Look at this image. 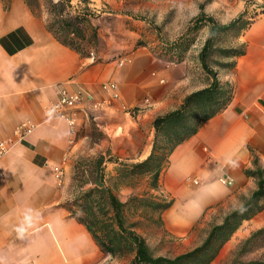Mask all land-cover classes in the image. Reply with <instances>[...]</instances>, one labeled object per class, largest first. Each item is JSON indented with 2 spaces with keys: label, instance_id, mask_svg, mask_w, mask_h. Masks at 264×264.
<instances>
[{
  "label": "crops",
  "instance_id": "0c3cea01",
  "mask_svg": "<svg viewBox=\"0 0 264 264\" xmlns=\"http://www.w3.org/2000/svg\"><path fill=\"white\" fill-rule=\"evenodd\" d=\"M133 25L137 28L131 32L144 45L124 52L126 62H93L57 41L26 0H0V140H12L0 157V264H101V250L68 205L73 161L87 151L95 165L106 166L116 177L121 164L150 155L157 117L210 84L203 72L197 81L191 62H167L149 24ZM237 40L244 54L235 59L233 70L218 77L231 88V101L173 150L158 188L150 190L172 201L162 221L174 234H188L202 217L241 207L257 187L245 170L254 169L255 158L264 169V13ZM105 82L118 85V101H107L101 90ZM78 89L91 98L78 107L70 145L67 122L48 118L46 109L61 90ZM122 105L141 110L129 115ZM22 122H30L34 130L16 139L14 131ZM66 152L69 163L58 188L51 168ZM188 177L198 184L187 183ZM223 177L233 183L222 185L218 180ZM92 187L103 188L100 176ZM117 190L123 203L133 192L127 186ZM261 228L264 209L244 221L233 237L239 233L245 239Z\"/></svg>",
  "mask_w": 264,
  "mask_h": 264
},
{
  "label": "trees",
  "instance_id": "16d2710c",
  "mask_svg": "<svg viewBox=\"0 0 264 264\" xmlns=\"http://www.w3.org/2000/svg\"><path fill=\"white\" fill-rule=\"evenodd\" d=\"M26 1L37 14L40 9L38 0ZM213 1L205 0L198 5L199 13L194 18L192 26L177 42L165 44L156 39L159 42L160 55L167 62L179 63L181 61L179 57L184 52L182 46L187 49L186 41L189 39L193 41L196 34L206 28L207 37L198 53V60L202 72L211 78L210 84L185 97L178 109L154 120V140L150 155L142 162L121 164L114 178L116 188L123 186L135 188L139 181L146 179L149 191L156 190L161 173L168 165L173 150L194 136L206 121L221 113L231 101L232 90L218 80L217 72L209 62L210 53L220 35L236 32L238 39L259 15L248 19L245 10L229 23L221 24L204 12L205 7ZM92 5L90 0H77L76 5H73V0H48L47 11L53 19L51 23L46 24V29L57 41L77 50L83 58L99 62L98 52L89 51L83 54L77 49L83 43L90 42L86 28L96 17V10ZM92 31L91 39H96V30L92 28ZM142 45L144 43L140 42L139 46ZM219 52L223 58L229 60L220 63V67L231 71L235 67V59L244 54V46L224 48ZM253 165L255 166L253 170L244 172L246 176L256 180L257 187L250 197L241 207L232 209L224 215L220 223L213 224L199 246L173 258L154 256L145 239L135 230L136 224L126 225L124 215L128 205H138L145 210L156 212L161 225L163 223L161 216L171 207V200L163 201L147 193L145 196L133 197L123 203L116 197L112 187L104 186V189L93 187L84 192L73 200V208L70 209L72 215L86 226L101 252L112 257L131 255L132 260L128 264H211L242 223L264 209V169L258 165L256 158ZM101 182L104 185L102 176ZM80 211L84 213V218L79 217ZM255 241L264 246V228L251 233L240 248L239 255L244 252L246 245Z\"/></svg>",
  "mask_w": 264,
  "mask_h": 264
},
{
  "label": "rangeland",
  "instance_id": "374dc122",
  "mask_svg": "<svg viewBox=\"0 0 264 264\" xmlns=\"http://www.w3.org/2000/svg\"><path fill=\"white\" fill-rule=\"evenodd\" d=\"M47 1L38 0L40 9L37 14L45 20V25L51 23L53 19L47 11ZM204 1L93 0L92 4L94 6L92 8L96 10V17L92 19V24L86 28V34L90 42L83 43L77 49L83 54L89 51L98 52L100 61L122 59L124 52L135 49L140 45V42L144 43L131 32L133 28L136 29V25H133L134 21L149 24L156 34V39L160 42L165 44L175 43L192 26L194 18L199 13L198 5ZM76 4L77 0H73V5ZM239 5L244 6L243 11L247 10L248 19L264 13V0H214L205 7L204 12L219 23L227 24L240 14ZM35 9L37 8L35 7ZM92 28L96 30V39H91ZM205 33L206 30L202 29L196 34L193 41L191 39L186 41L185 46L187 49L182 46L184 52L179 57L180 62L185 60L191 62L193 65L191 73L196 75L197 81H202V69L197 65L200 64L198 53L206 39ZM240 46L236 32L222 34L215 40L209 62L219 78H223V75L229 72L219 65L229 61L222 57L219 50L230 47L239 48ZM176 62L169 63L177 64ZM195 68H198V70H195ZM69 174V187L67 189L69 196H71V201L68 203L69 207H72L74 199L93 188L92 186L98 181L99 176H102L105 180L103 189L104 186L112 187L114 193L119 194L117 190L119 187H115V177L110 175V170H107L106 166L98 167V165H95L92 153L86 151L85 154L79 155L73 161ZM147 183L148 181L143 179L137 183L135 188L130 187L133 192L128 199L145 196L147 193L151 197L154 196L149 191ZM156 198L170 201L169 197ZM124 215L126 225L136 224L135 230L145 239L153 255L167 258H173L199 246L210 227L213 224L220 223L224 217L222 213L202 217L191 232L179 235L170 232L164 222L160 225L157 220L158 214L152 210H145L141 206L130 204L125 209ZM150 215L153 217H149ZM164 216L165 213L162 214L161 218ZM79 217H85L82 211L79 212ZM238 236L239 233L234 237L232 236L224 244L217 258L211 264H264V246H261L259 241L252 242L246 245L244 252L239 255V250L248 237L239 239ZM131 260V255L112 257L102 252L101 264H128Z\"/></svg>",
  "mask_w": 264,
  "mask_h": 264
},
{
  "label": "built area",
  "instance_id": "2783aa9c",
  "mask_svg": "<svg viewBox=\"0 0 264 264\" xmlns=\"http://www.w3.org/2000/svg\"><path fill=\"white\" fill-rule=\"evenodd\" d=\"M126 62V59H122L119 63L123 64ZM162 82V81H161ZM101 90L107 96V101H118L120 99V94L118 91V85L115 82H105L101 85ZM86 92L81 89H78L73 92H68L66 90H61L56 102L51 104L46 109V115L48 118H62L64 119L70 129L71 138L69 140V144L73 145L76 136L77 130V110L78 107L82 104L85 97H89ZM91 98V97H89ZM99 106V104H95V107ZM121 109L123 112L129 115H137L141 108L129 107L127 105H122ZM34 130V126L30 122H22L14 131V138L22 139L25 136L32 133ZM12 144V140H0V157L5 155ZM69 153L66 152L63 155L61 162L57 165H53L51 170L53 174V178L55 184L58 188L62 187L64 184L66 169L69 163ZM1 177V176H0ZM222 185L229 186L233 183V179L230 177L219 178L218 180ZM187 183H191L193 185H197L198 181L194 178L188 177L186 179Z\"/></svg>",
  "mask_w": 264,
  "mask_h": 264
}]
</instances>
